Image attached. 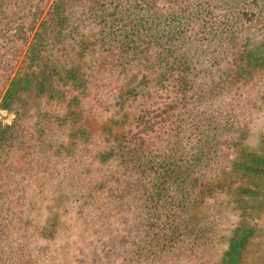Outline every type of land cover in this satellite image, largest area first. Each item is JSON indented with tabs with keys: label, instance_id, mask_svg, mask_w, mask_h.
I'll use <instances>...</instances> for the list:
<instances>
[{
	"label": "trees",
	"instance_id": "obj_1",
	"mask_svg": "<svg viewBox=\"0 0 264 264\" xmlns=\"http://www.w3.org/2000/svg\"><path fill=\"white\" fill-rule=\"evenodd\" d=\"M214 8L223 10L219 18ZM256 22L264 26V0H193L167 12L156 0H0L1 103L27 119L0 122V264H49L36 242L74 237L63 218L71 199L86 223L132 214L137 236L131 244L126 234L117 243L95 240L93 254L71 255L68 264H101V249H110L113 264L118 256L120 264L191 251L205 257L215 239L207 199L221 194L233 195L240 220L215 264H252L247 255L264 210V134L261 152L241 146L230 170L211 177L222 126L194 117L197 141L178 150L159 132L148 137V107L170 80L190 92L198 76L210 79L202 45L227 51L241 35L242 75L255 69L261 56L244 31ZM30 146L39 150H22ZM30 154L43 166L31 165ZM65 158L72 166L52 173L47 164ZM19 166L28 187L12 180Z\"/></svg>",
	"mask_w": 264,
	"mask_h": 264
},
{
	"label": "rangeland",
	"instance_id": "obj_2",
	"mask_svg": "<svg viewBox=\"0 0 264 264\" xmlns=\"http://www.w3.org/2000/svg\"><path fill=\"white\" fill-rule=\"evenodd\" d=\"M189 2H193V0H156L157 5L164 12L173 8L176 9L179 5L183 6V4ZM222 12L223 10L219 8L213 9L216 18H219ZM240 34H242V31ZM244 34H249L248 36L251 38V42L248 44L249 48L256 46L261 56V63L255 69L248 68L246 73L242 75L243 67L239 65L241 63L239 59L240 48L243 47L241 45V35L229 44L227 51L220 46H216V43L210 45L204 43L209 46L202 45L198 57L202 65L211 66L209 67L211 68L210 79L206 81L207 77L198 76L196 79L197 84L190 92L179 91L174 85L175 82L170 80L165 84L166 88L165 90L163 89L161 97L155 98L148 107V137L154 136L156 139L157 132H159L166 136L168 141L170 140V144L174 142L178 150H186L197 141L198 132L195 130L194 117L207 116L212 119V126L216 123L222 126V128L217 130L219 134L214 143V150H216L218 158L214 163V167L210 170L211 173L209 172L211 177L215 174H220L219 171L226 167L230 170V162L238 150H241V146L245 150L257 152L263 150L261 147V136L264 134V26L256 22L247 26ZM20 58L22 59L21 55ZM16 62H19V60H15L13 63L16 64ZM4 88L5 84L0 87V109L6 108L1 103ZM6 109L8 110L7 114L0 116V122L3 125L12 124L18 118L15 108L7 107ZM174 112L176 115L172 118L171 115ZM188 112L195 116H186ZM12 114L13 116L11 117L10 115ZM178 120H181V124L177 123ZM26 121L27 119L24 117L22 119L18 118L17 126L21 123L26 125ZM168 122H170V128L167 127L165 131ZM175 127H178L179 131L177 134L179 135L177 138H172L171 134L177 135L174 131ZM57 135L59 141L64 140V135ZM166 137L165 141L167 142ZM22 150L39 149L37 146H30L29 149L25 148ZM29 157L31 165L43 166L40 161L41 158L38 156L30 154ZM35 159H37L36 162ZM80 160L82 162L84 160L82 155ZM47 165L52 166L53 173L54 167L60 170H68L72 163L65 158L52 160ZM18 169L12 180H15L21 186L28 187L30 182L26 172H24L26 171L25 168L19 166ZM228 177L231 179L232 175ZM233 182V187H236L239 184V179L234 178ZM232 196L231 194H221L217 200H214V197L207 199V203L212 205L210 215H207V222L210 224V233L215 235V239L207 244V256L200 257L201 253L191 251L189 254L177 255V257L169 259L164 258L150 264H215L226 247L232 229L240 220V215L234 208H231L232 203L228 202V198L234 202ZM69 204L71 209L64 212L63 218L74 225L72 227L75 230L74 237L68 236L64 239H57L54 245H52L51 241H48L49 243L41 240L36 242V248H46L45 250L43 249V255L48 257L49 264H68L71 255L75 254V256H78L82 252L93 254L91 244L95 240L108 244L117 243L115 239L119 235L126 234L128 243L131 244L130 240L135 239L137 236L133 215L130 213L120 212V215H118L119 219L111 222L107 218L96 217L97 223L91 224L86 223L81 212H78L76 201L71 199ZM259 223L257 234L260 236L250 246V251L247 255L249 256V262L252 264H260L259 258H264V210L261 212ZM68 240L72 241L67 243ZM117 248L122 250L123 245L117 246ZM104 250L101 249L103 254L99 256L100 263L113 264V259L109 255L110 249L107 252L108 254H104ZM114 260L115 264H120L119 256L114 258ZM72 262L70 260V263ZM122 264H125V262Z\"/></svg>",
	"mask_w": 264,
	"mask_h": 264
},
{
	"label": "water",
	"instance_id": "obj_3",
	"mask_svg": "<svg viewBox=\"0 0 264 264\" xmlns=\"http://www.w3.org/2000/svg\"><path fill=\"white\" fill-rule=\"evenodd\" d=\"M7 112H8V110H7L6 108H1V109H0V116H1V115H5V114H7ZM10 116L12 117L13 114L10 115Z\"/></svg>",
	"mask_w": 264,
	"mask_h": 264
}]
</instances>
